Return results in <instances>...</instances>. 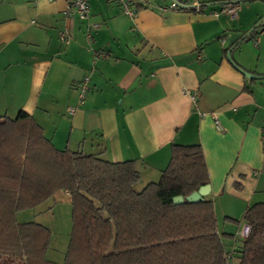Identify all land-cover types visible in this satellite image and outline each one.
<instances>
[{"label": "crops", "instance_id": "crops-1", "mask_svg": "<svg viewBox=\"0 0 264 264\" xmlns=\"http://www.w3.org/2000/svg\"><path fill=\"white\" fill-rule=\"evenodd\" d=\"M179 1L202 11L150 0L130 18L112 0H86L85 21L66 13L68 0H0V117L26 112L59 150L134 160L141 188L159 179L171 144H198L231 250L245 208L264 203V78L239 69L264 76V27L248 34L264 21V0H242L235 18L221 10L233 0ZM233 32L245 37L228 59ZM48 200V211H70L64 191Z\"/></svg>", "mask_w": 264, "mask_h": 264}, {"label": "trees", "instance_id": "trees-1", "mask_svg": "<svg viewBox=\"0 0 264 264\" xmlns=\"http://www.w3.org/2000/svg\"><path fill=\"white\" fill-rule=\"evenodd\" d=\"M260 27L264 21L249 36ZM138 182L134 160L59 150L26 112L0 117V264H226L228 252L231 264H264V203L245 208L250 231L231 250L211 199L173 203L209 183L198 144H171L159 179L140 189ZM59 190L70 198L71 229L63 260L56 262L46 257L49 228L18 221L16 213Z\"/></svg>", "mask_w": 264, "mask_h": 264}, {"label": "built area", "instance_id": "built-area-1", "mask_svg": "<svg viewBox=\"0 0 264 264\" xmlns=\"http://www.w3.org/2000/svg\"><path fill=\"white\" fill-rule=\"evenodd\" d=\"M116 2L120 7L122 12L129 16L130 18H133L136 14V4H139L140 6H145L150 3V0H112ZM242 4V0H233L230 2H226L221 5V10L226 12L231 18H235L240 6ZM168 9L173 10H193L195 12H201L202 6L198 1H193L191 3L182 2L179 0H170V3L167 6ZM66 13L68 15L75 14L79 19L81 20H87L89 17V6L86 2V0H68L67 2V8ZM88 26L96 27V24H90ZM67 31H63L60 34V40L63 42L67 41ZM223 42V40H222ZM87 89V78H84L81 85H80V93L81 98L83 97V93ZM214 119V126L218 130H221V124L219 120L213 115ZM67 194V192H64ZM250 231V226L247 223H243L240 225L238 230V237L241 239H244ZM226 264H231L232 260V253L228 252L226 255Z\"/></svg>", "mask_w": 264, "mask_h": 264}, {"label": "rangeland", "instance_id": "rangeland-1", "mask_svg": "<svg viewBox=\"0 0 264 264\" xmlns=\"http://www.w3.org/2000/svg\"><path fill=\"white\" fill-rule=\"evenodd\" d=\"M137 188L140 189L141 186L138 185ZM51 204L52 201L48 200L36 208L18 211L16 213V219L18 221L34 220L46 224L45 226H48L51 232L52 240L54 241V239H58L59 243L56 245L57 242H53L54 245L50 246L51 248L47 251L46 257L56 262H60L63 260L69 239L66 234V228L67 225L70 224V211H68L66 208L64 210L62 209L63 211H58L60 206H56V208L53 207L51 211H48L47 206H50ZM45 205L46 207H44ZM240 224L242 225L243 223L241 222ZM61 244H63L64 247L61 246ZM53 256H57V258H50ZM17 262L19 263V261Z\"/></svg>", "mask_w": 264, "mask_h": 264}, {"label": "water", "instance_id": "water-1", "mask_svg": "<svg viewBox=\"0 0 264 264\" xmlns=\"http://www.w3.org/2000/svg\"><path fill=\"white\" fill-rule=\"evenodd\" d=\"M245 37V35H241L238 32H233L230 34L228 42H227V58L230 59V54L233 46L240 40H242ZM241 72L248 78H264V76L253 74L247 70H244L242 68H239ZM210 192V186L209 184H204L198 187L197 190L192 191L190 194H188L185 197H182L180 195L173 197V203L175 204H181L184 201L196 203L201 200H203V197L207 195Z\"/></svg>", "mask_w": 264, "mask_h": 264}]
</instances>
